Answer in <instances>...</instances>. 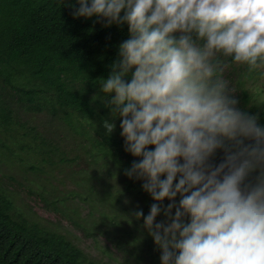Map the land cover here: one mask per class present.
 I'll list each match as a JSON object with an SVG mask.
<instances>
[{
    "label": "clouds",
    "instance_id": "9594fccd",
    "mask_svg": "<svg viewBox=\"0 0 264 264\" xmlns=\"http://www.w3.org/2000/svg\"><path fill=\"white\" fill-rule=\"evenodd\" d=\"M62 7L123 41L100 92L136 158L125 175L142 180L155 201L146 216L142 209L134 216L161 264H264V126L237 107L239 88L224 78L220 59L241 65L242 86L263 85L264 0L44 3L51 15ZM0 18L1 30L23 21ZM103 126L115 129L108 120ZM217 150L224 159L214 166ZM257 169L255 182L245 183Z\"/></svg>",
    "mask_w": 264,
    "mask_h": 264
},
{
    "label": "trees",
    "instance_id": "16d2710c",
    "mask_svg": "<svg viewBox=\"0 0 264 264\" xmlns=\"http://www.w3.org/2000/svg\"><path fill=\"white\" fill-rule=\"evenodd\" d=\"M44 3L0 0L1 16L23 18L17 30L0 29V160L16 156L24 162V157L36 156L29 166L35 175H49L57 168L63 177L56 185L47 189V178L36 185L40 192L30 188L48 211L87 237L99 232L124 256L119 264H161L159 249L142 227L143 218L134 216L141 209L146 216L155 201L143 190L142 180L125 175L136 158L125 151L120 120L112 118L108 98L100 92L99 80L108 78L118 59L121 36L100 34L102 26L75 18L70 8L51 15ZM92 25L95 29L89 28ZM126 79L130 81L131 73ZM231 81L239 88L234 95L237 107L264 126V88ZM23 115L36 121L27 125ZM39 118L42 124H37ZM105 120L115 124L110 134ZM50 132L70 137L69 151ZM223 159L224 151L217 150L210 163L219 165ZM258 175L259 169L245 183H254ZM70 199L79 203L68 205ZM179 200L178 195L177 205ZM169 203L165 200L161 207ZM81 205L88 208L84 218ZM157 219L165 220L163 213ZM0 264L96 263L64 234L18 214L0 183Z\"/></svg>",
    "mask_w": 264,
    "mask_h": 264
},
{
    "label": "rangeland",
    "instance_id": "374dc122",
    "mask_svg": "<svg viewBox=\"0 0 264 264\" xmlns=\"http://www.w3.org/2000/svg\"><path fill=\"white\" fill-rule=\"evenodd\" d=\"M176 35L179 36V33ZM220 59L227 65L223 73L224 78L232 84L230 76L237 80V77L243 72V70H241V65H228V58L221 56ZM257 85L264 88V82L263 85L260 83ZM232 93L233 92H231V94ZM24 116L25 115H23L22 120L26 122L29 121L27 125H32L35 122V118L26 120ZM42 122V118L37 120V124H42ZM49 136L65 143L66 152L69 151V143L67 140H70V137L66 139L62 135L56 136L54 132H50ZM35 157L36 156L24 157V159H26L24 162L16 156L11 157L9 160H0V183L13 199L18 214L64 234L73 243L83 249L89 258L96 264H119L124 256H122V253L118 252V250L113 247L112 243L105 239L104 236L99 235V232L93 234L91 237L85 236V234L80 229L75 228L72 223L48 211L40 201V198L31 192L30 188L35 191H41L40 186H36L40 180L49 178L51 182H45V187L50 189L51 186L56 185L59 178L63 177L60 175V170L57 168L53 171L51 169L49 175H35L29 168L31 164L36 162ZM57 160L58 159H56V162ZM45 166L46 171H48L50 168H48V165ZM30 182L35 185H32ZM112 199L113 197H109V202ZM77 203L79 202L76 199H70L68 205H76ZM79 209L82 213V218H84L85 214L88 213V208L81 205ZM156 222H161V220L157 219Z\"/></svg>",
    "mask_w": 264,
    "mask_h": 264
},
{
    "label": "bare ground",
    "instance_id": "6f19581e",
    "mask_svg": "<svg viewBox=\"0 0 264 264\" xmlns=\"http://www.w3.org/2000/svg\"><path fill=\"white\" fill-rule=\"evenodd\" d=\"M10 2H11V1H10ZM15 5H16V4H15ZM26 9H27V8H26ZM19 11L23 12V10H22V9H21V10H19ZM19 11H18V12H19ZM35 121H36V120H35ZM79 145H80V144H79Z\"/></svg>",
    "mask_w": 264,
    "mask_h": 264
}]
</instances>
